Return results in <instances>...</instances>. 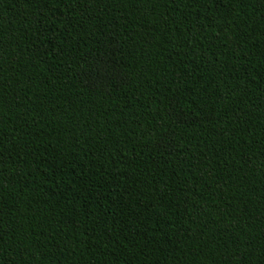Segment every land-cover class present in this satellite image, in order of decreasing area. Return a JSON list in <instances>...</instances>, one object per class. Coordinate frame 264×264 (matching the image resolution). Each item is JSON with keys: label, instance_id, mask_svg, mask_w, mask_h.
Listing matches in <instances>:
<instances>
[{"label": "trees", "instance_id": "trees-1", "mask_svg": "<svg viewBox=\"0 0 264 264\" xmlns=\"http://www.w3.org/2000/svg\"><path fill=\"white\" fill-rule=\"evenodd\" d=\"M0 264H264V0H0Z\"/></svg>", "mask_w": 264, "mask_h": 264}]
</instances>
